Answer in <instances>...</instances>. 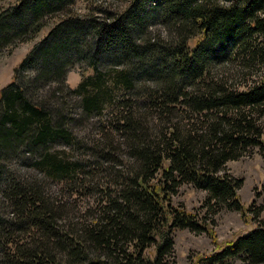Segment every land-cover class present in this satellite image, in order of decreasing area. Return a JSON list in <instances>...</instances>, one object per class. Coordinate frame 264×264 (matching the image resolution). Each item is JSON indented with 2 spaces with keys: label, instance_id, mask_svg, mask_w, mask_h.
<instances>
[{
  "label": "trees",
  "instance_id": "1",
  "mask_svg": "<svg viewBox=\"0 0 264 264\" xmlns=\"http://www.w3.org/2000/svg\"><path fill=\"white\" fill-rule=\"evenodd\" d=\"M51 19L0 90V264H171L175 230L212 234L173 204L184 184L208 211L247 214L224 170L264 152V76L236 87L215 69L264 63V0H18L0 9V55ZM79 64L93 75L73 89ZM20 157L42 176L17 175ZM235 259L264 264V226L202 260Z\"/></svg>",
  "mask_w": 264,
  "mask_h": 264
},
{
  "label": "rangeland",
  "instance_id": "2",
  "mask_svg": "<svg viewBox=\"0 0 264 264\" xmlns=\"http://www.w3.org/2000/svg\"><path fill=\"white\" fill-rule=\"evenodd\" d=\"M18 0H0V9H6L15 6ZM88 3L86 1L78 2L73 10L80 14H85ZM56 23L55 19L48 21V27L44 29L40 35L33 41L25 42L18 45L12 52L6 51L0 55V90L7 86L13 76L15 69L21 61L29 54L34 46L40 42L49 32L50 28ZM154 28H157L155 26ZM197 40L192 43V47L197 44ZM216 73L223 75L233 86H240L247 82L255 81L264 76V63L255 64L251 68H243L238 61H228L224 65L215 69ZM93 75L92 69L86 64H79L69 70L67 81L68 85L76 89L82 82L84 77ZM77 116H75L76 118ZM79 118V117H78ZM76 118V119H78ZM97 120L96 117L91 118V123L79 121L73 123L72 141H79L84 134H92L98 130L92 124ZM94 121V122H92ZM263 128L264 140V117L259 121ZM96 139L98 137H88ZM120 141L116 140V144ZM65 146L57 145V149ZM71 150V147H66ZM74 150V149H73ZM72 152V151H71ZM82 155V154H81ZM119 155V154H118ZM12 167L18 173L24 175L26 173H35L37 176H42L38 171L34 170L33 164L27 157H20L12 162ZM225 172L232 175L234 178L244 181L238 193L241 201L248 209L247 214L243 215L237 211L222 210L215 214L204 208V202L207 198V193L195 189L191 184H184L180 187L177 193L173 196V204L178 207H184L196 216H202L205 221L210 223L212 234L207 232L194 233L190 230L174 231L175 250L171 257V264H207L202 259L220 251L226 245L232 244L239 237L247 235L250 231L264 226V152L260 147L249 148L243 152L242 156L235 161H230L226 164ZM51 183V181H47ZM59 189V186L52 184L49 186V191L53 193ZM58 196H63L66 199L69 194L63 190ZM81 201H73L72 206L81 205ZM230 264H246L240 259H235Z\"/></svg>",
  "mask_w": 264,
  "mask_h": 264
}]
</instances>
